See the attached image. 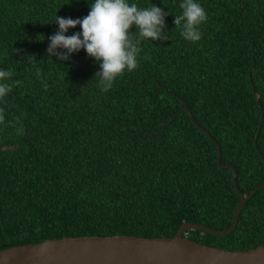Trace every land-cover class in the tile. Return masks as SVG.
Masks as SVG:
<instances>
[{"label":"trees","instance_id":"16d2710c","mask_svg":"<svg viewBox=\"0 0 264 264\" xmlns=\"http://www.w3.org/2000/svg\"><path fill=\"white\" fill-rule=\"evenodd\" d=\"M132 2L167 12L169 38L146 43L138 69L102 93L83 50L51 57L59 65L46 52L55 15L83 18L87 0H0V67L20 82L0 101V250L173 238L185 223L223 231L240 195L264 184V0H199L208 20L196 44L174 25L180 0ZM186 237L229 251L264 245V186L230 234Z\"/></svg>","mask_w":264,"mask_h":264},{"label":"clouds","instance_id":"9594fccd","mask_svg":"<svg viewBox=\"0 0 264 264\" xmlns=\"http://www.w3.org/2000/svg\"><path fill=\"white\" fill-rule=\"evenodd\" d=\"M87 3L89 12L83 18L55 15L52 21H55L58 28L48 37L46 52L50 59L56 57L57 61H68L73 54L83 50L87 57L99 63L100 70L94 77H99L98 87L101 92L107 93L125 73L138 69L139 58L146 43L153 45V41L169 38L165 31V17L168 13L154 4L141 7L132 0H87ZM178 7L181 12L174 15V25L179 27L185 41L196 44L202 39L201 26L207 22L208 14L199 0H180ZM77 26L79 32L66 35ZM133 28L135 31H130ZM26 60L30 65H39L35 56L27 55ZM36 75H42L38 67ZM13 76L12 70L0 67V101L20 83L13 80ZM41 83L46 90L47 83L44 80ZM3 119V109L0 108V121Z\"/></svg>","mask_w":264,"mask_h":264},{"label":"water","instance_id":"95a60500","mask_svg":"<svg viewBox=\"0 0 264 264\" xmlns=\"http://www.w3.org/2000/svg\"><path fill=\"white\" fill-rule=\"evenodd\" d=\"M184 111L189 114L187 106ZM215 145L218 148V166L231 169L221 164L222 153L216 142ZM235 181L236 172L233 170V184L238 191ZM263 186L257 187L247 197L240 195L232 224L227 230L217 231L185 223L173 238L95 236L45 240L0 250V264H264V245L246 251H229L201 245L186 237L188 231L197 229L219 236L230 234L237 226L239 214L248 199Z\"/></svg>","mask_w":264,"mask_h":264}]
</instances>
